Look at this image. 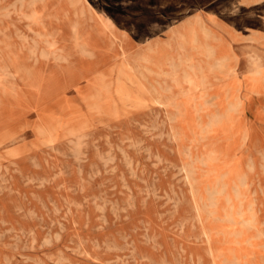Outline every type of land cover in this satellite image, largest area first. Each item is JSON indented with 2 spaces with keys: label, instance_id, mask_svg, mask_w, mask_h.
<instances>
[{
  "label": "rangeland",
  "instance_id": "1",
  "mask_svg": "<svg viewBox=\"0 0 264 264\" xmlns=\"http://www.w3.org/2000/svg\"><path fill=\"white\" fill-rule=\"evenodd\" d=\"M262 13V0H0V138L21 132L18 156L0 148V264H215L208 228L217 264H264V93L246 86L264 67ZM94 79L101 101H86ZM232 85L239 108L212 126ZM67 97L45 128H83L81 143L35 141L36 109L61 115ZM154 100L194 113L176 124ZM187 165L209 188L244 177L247 200L202 223Z\"/></svg>",
  "mask_w": 264,
  "mask_h": 264
},
{
  "label": "bare ground",
  "instance_id": "2",
  "mask_svg": "<svg viewBox=\"0 0 264 264\" xmlns=\"http://www.w3.org/2000/svg\"><path fill=\"white\" fill-rule=\"evenodd\" d=\"M19 1V0H18ZM32 1V0H31ZM17 2V1H16ZM22 3V2H21ZM126 3V2H124ZM23 4V3H22ZM21 4V5H22ZM28 4V3H27ZM19 5V4H18ZM163 5V4H162ZM141 6V4H140ZM15 7V6H12ZM9 8V7H8ZM7 8V10H8ZM14 9V8H13ZM82 9V8H81ZM3 11V10H2ZM4 12V11H3ZM83 12V11H82ZM8 17H6L7 19ZM9 19V18H8ZM38 21V20H37ZM111 24V23H110ZM172 24V23H171ZM108 28V27H107ZM109 29V28H108ZM21 40V39H20ZM27 40V39H26ZM33 43V42H32ZM35 46V44H34ZM37 46V45H36ZM38 47V46H37ZM150 50V49H149ZM92 55V54H91ZM89 56V55H87ZM90 57V56H89ZM253 66H255V71H253L252 76L249 78V82L247 83V87L250 89L251 92L253 93H264V67L261 63V61H255L253 62ZM11 77V76H10ZM98 84L97 80H91L89 81V83L82 88H78L77 92L79 93V95L83 97H85L86 101H93V102H98L101 101L99 99V96L96 95V90H98V87H96ZM190 89H196V87L194 85H191ZM189 89V90H190ZM3 91V90H2ZM85 91V94H83ZM100 92V91H99ZM238 90L237 87L234 85L230 86L226 91L225 94L221 100L220 103V109H221V114L216 116V119L214 121H212L210 124L212 126H219L223 123L224 119L228 118L229 115H231L232 113H235L238 108H239V100H238V94H237ZM3 93V92H2ZM1 93V94H2ZM205 96V95H204ZM200 98V97H199ZM63 102L61 103L62 108V114H52L49 112V114H47V107L45 108H41L40 110H38L39 108L36 109L35 111V116L37 118V124L33 126V135L35 136V141L38 140H42L43 142H46V144H53L54 142L59 141L60 139H64L67 138L68 142L71 143L74 148L77 147L80 143L81 140L79 139H73L74 135L78 132H82L83 128H74V129H69L68 133L66 135H64L63 137H60L59 134L57 135H52L50 133H48V131L45 128V123L49 120V119H55V120H59L60 122V116H63V113L65 111L68 110L69 106L71 105V100L69 97L67 98H63L62 99ZM192 100V99H191ZM194 100V99H193ZM154 105H158V106H165L166 109H169L168 111H172L173 114V120L175 121L174 123L177 124V122L181 121V124L183 122V118H185L186 116H190L194 113L192 107H194V102L190 101V100H184V101H169V102H164V101H160V100H154L153 101ZM140 106L145 107L146 105L144 104V102H142L140 104ZM201 109V108H200ZM150 111V110H149ZM158 111V109H157ZM198 112H200L198 110ZM158 113V112H157ZM169 115V114H168ZM156 117V116H155ZM197 118V117H196ZM195 118V119H196ZM166 120V119H165ZM172 120V119H171ZM172 120V121H173ZM197 120V119H196ZM67 121V120H66ZM65 122H62V125ZM132 121V120H131ZM156 121V120H155ZM210 122V121H209ZM165 123V122H164ZM173 123V124H174ZM147 124V123H146ZM163 124V123H162ZM196 124V123H195ZM127 126V125H126ZM137 126V125H136ZM158 126V125H157ZM198 126V125H197ZM191 127V123L189 122L187 124V129L189 130V128ZM200 127V126H199ZM144 128V127H143ZM147 129V128H146ZM149 129V128H148ZM178 129V128H177ZM159 131V130H158ZM166 131V130H165ZM204 131V130H203ZM162 132V131H161ZM171 132V131H169ZM191 132V131H190ZM192 133V132H191ZM110 134V133H109ZM161 134V133H160ZM167 134V133H166ZM170 134V133H169ZM21 132L19 133V131L17 132H11L8 133L6 135H3L0 138V148L1 150L3 148H7L8 149V153H7V157L8 158H14L16 156H18L21 152V147H20V138H21ZM172 135V134H171ZM104 136V135H103ZM148 136V135H147ZM166 136V135H165ZM169 136V135H168ZM194 136V135H193ZM125 137V136H124ZM178 137V136H177ZM198 137V136H197ZM126 138V137H125ZM169 139V138H168ZM199 139V138H198ZM106 140V139H105ZM117 140V139H116ZM178 140V139H177ZM166 142V141H165ZM179 142V141H178ZM122 143V142H121ZM143 144V143H142ZM122 146V145H120ZM139 146V145H138ZM115 147V146H114ZM128 147V146H127ZM134 147V145H133ZM164 147V146H163ZM166 148V147H165ZM183 148V147H181ZM69 149V148H68ZM110 149V148H109ZM138 150V149H137ZM75 151V150H74ZM110 151V150H109ZM140 151V150H139ZM148 151V150H147ZM189 151V149H188ZM76 152V151H75ZM141 152V151H140ZM143 152V151H142ZM145 152V151H144ZM185 152V151H184ZM53 153V152H52ZM74 153V152H73ZM78 153V152H77ZM139 153V152H138ZM64 154V153H63ZM145 154V153H144ZM170 154V153H169ZM182 154V153H181ZM65 155V154H64ZM77 155V154H76ZM106 155V154H105ZM127 155V154H126ZM149 155V154H148ZM63 156V155H62ZM118 156V155H117ZM261 156V155H260ZM49 157V156H48ZM61 157V156H60ZM77 157V156H76ZM124 157V156H123ZM65 158V156H64ZM71 158V156H70ZM108 158V157H107ZM187 158V157H186ZM208 158V157H207ZM67 159V158H66ZM72 159V158H71ZM102 159V158H101ZM113 159V158H112ZM124 159V158H123ZM128 159V157H127ZM197 159V158H196ZM36 160V159H35ZM76 160V159H75ZM130 160V159H129ZM150 160V158H149ZM198 160V159H197ZM67 161V160H66ZM77 161V160H76ZM125 161V160H124ZM123 161V162H124ZM143 161V160H142ZM165 161V160H164ZM189 161V160H188ZM34 162V161H33ZM72 162V161H71ZM127 162V161H126ZM76 163V162H75ZM128 163V162H127ZM159 163V162H158ZM191 163V162H190ZM249 163V162H248ZM66 164V163H65ZM122 164V162L120 163ZM168 164V163H167ZM199 164V163H198ZM11 165V164H10ZM35 165V164H34ZM157 165V164H156ZM36 166V165H35ZM121 166V165H120ZM137 166V164H136ZM139 166V165H138ZM196 166V165H195ZM69 167V166H68ZM72 167V165L70 166ZM142 167V166H141ZM157 167V166H156ZM192 167V166H191ZM33 168V167H32ZM150 169V168H149ZM167 169V168H166ZM249 169V168H247ZM252 169V168H251ZM4 170V169H3ZM52 170V169H51ZM66 170V168H65ZM111 170V169H110ZM124 170H126L124 168ZM185 170L187 172V179L188 182L190 184V188H191V195L193 198V204L195 207V210L198 214V217L200 219V221L202 223L207 222L209 223L212 219H213V215H214V208L218 205L221 204V202L223 203H227V204H231L234 207L236 205L239 204H243L248 196H247V190H246V179L242 176L239 175H234L233 181L231 184L224 186L223 184H218L215 187H207L206 185H201L200 183H198L196 177L194 176V172L193 170L187 165L185 167ZM142 171V170H141ZM182 171V170H181ZM12 172V171H11ZM65 172V171H64ZM79 172V171H78ZM130 172V171H129ZM253 172V171H252ZM120 173V172H119ZM127 173V171H126ZM136 173V172H135ZM178 173V171H177ZM17 174V173H15ZM148 174V173H147ZM181 174V173H179ZM178 174V175H179ZM3 175V174H2ZM122 176V175H121ZM131 176V175H130ZM162 176V175H161ZM201 176V175H200ZM20 177V176H19ZM32 177V176H31ZM88 177V176H87ZM124 177V176H123ZM175 177V176H174ZM10 178V177H9ZM80 178V177H79ZM185 178V177H184ZM3 179V178H2ZM138 179V178H137ZM6 180V179H5ZM49 180V179H48ZM47 180V181H48ZM122 180V179H121ZM134 180V179H133ZM172 180V179H171ZM181 180V179H180ZM197 180V181H196ZM2 181V180H1ZM44 181V180H43ZM90 181V180H89ZM100 181V179H99ZM139 181V180H138ZM148 181V180H147ZM155 181V180H154ZM151 182V181H150ZM153 182V181H152ZM218 182V180H217ZM42 183V182H41ZM120 183V182H119ZM122 183V182H121ZM178 183V181H177ZM82 184V183H81ZM125 184V183H124ZM132 184V183H131ZM157 184V183H156ZM185 184V183H184ZM24 185V184H23ZM153 185V184H152ZM178 185V184H177ZM183 185V184H182ZM228 186V187H227ZM27 187V185H26ZM81 187V186H80ZM102 188V187H101ZM122 188V187H121ZM154 188V187H153ZM186 188V186H185ZM258 188V187H257ZM1 190V189H0ZM3 190V189H2ZM70 190V189H69ZM80 190V189H79ZM103 190V189H102ZM109 190V189H108ZM99 191V190H98ZM153 191V190H152ZM65 192V191H64ZM72 192V191H71ZM80 192V191H79ZM104 192V191H103ZM172 192V191H171ZM173 193V192H172ZM181 194V193H180ZM31 195V194H30ZM72 195V194H71ZM75 195V194H74ZM99 195V194H98ZM148 195V194H147ZM19 196V195H18ZM105 196V195H104ZM247 196V197H246ZM106 197V196H105ZM101 198V197H100ZM167 198V197H166ZM24 199V198H23ZM22 199V200H23ZM50 199V198H49ZM48 199V200H49ZM91 199V198H90ZM95 199V198H94ZM102 199V198H101ZM153 199V198H152ZM163 199V198H162ZM99 200V199H97ZM130 200V199H129ZM134 200V199H133ZM182 200V199H181ZM103 201V200H102ZM155 201V200H154ZM161 201V200H160ZM172 201V200H171ZM178 201V200H177ZM106 202V201H105ZM110 202V201H108ZM116 202V201H115ZM123 202V201H122ZM131 202V201H130ZM38 203V202H37ZM50 203V202H49ZM66 203V202H65ZM94 203V202H93ZM132 203V202H131ZM106 204V203H105ZM115 204V203H114ZM113 204V205H114ZM126 204V203H125ZM175 204V202H174ZM177 204V203H176ZM51 205V204H50ZM93 205V204H92ZM108 205V204H107ZM112 205V204H111ZM112 205V206H113ZM116 205V204H115ZM53 206V205H52ZM70 206V205H68ZM103 206V205H102ZM44 207V206H43ZM175 207V206H174ZM18 208V207H17ZM78 208V207H77ZM105 208V207H104ZM53 209V208H52ZM51 209V210H52ZM163 209V208H162ZM55 210V208H54ZM96 210V209H95ZM193 210V209H192ZM113 211V210H112ZM121 211V210H120ZM19 212V211H18ZM101 212V211H99ZM174 212V211H172ZM176 212V210H175ZM49 213V212H48ZM56 213V212H55ZM59 213V212H58ZM111 213V212H110ZM113 213V212H112ZM13 214V213H12ZM176 214V213H175ZM46 215V214H45ZM53 215V214H52ZM162 215V214H161ZM25 216V215H24ZM137 216V215H136ZM165 216V215H164ZM172 216V215H171ZM119 217V216H118ZM162 217V216H161ZM21 218V217H20ZM24 218V217H23ZM22 218V219H23ZM26 218V217H25ZM87 218V217H86ZM173 218V216H172ZM38 219V218H37ZM98 219V218H97ZM100 219V218H99ZM104 219V218H103ZM102 219V220H103ZM115 219V218H114ZM133 219V218H132ZM39 220V219H38ZM197 220V219H196ZM100 221V220H99ZM104 221V220H103ZM102 221V222H103ZM41 223V221H39ZM53 222V221H52ZM142 222V221H141ZM140 222V223H141ZM230 222V221H229ZM228 222V223H229ZM58 223V222H57ZM3 224V223H1ZM125 224V223H124ZM242 224V223H241ZM52 225V224H51ZM58 225V224H57ZM84 226V225H83ZM118 226V225H117ZM163 226V225H162ZM165 226V225H164ZM180 226V225H179ZM2 227V226H1ZM60 227V226H59ZM210 227V226H209ZM20 228V227H19ZM40 228V226H39ZM198 228V227H197ZM101 229V228H100ZM99 229V230H100ZM114 229V228H113ZM255 229V228H254ZM75 230V229H74ZM97 230V229H96ZM49 231V230H48ZM83 231V230H82ZM101 231V230H100ZM99 231V232H100ZM198 231V229H197ZM24 232V231H22ZM31 232V231H30ZM102 232V231H101ZM196 232V231H195ZM202 232V231H201ZM9 233V232H8ZM67 233V232H66ZM186 233V232H185ZM192 233V232H191ZM194 233V232H193ZM258 233V232H257ZM3 234V233H2ZM28 234V233H27ZM91 234V233H90ZM146 234V233H145ZM188 234V233H187ZM50 235V234H49ZM144 235V233H143ZM203 235L205 236V238L207 239V241L209 242V246H210V254L213 256V258L216 260L215 264H217V260H219V258H221L222 253L220 251L216 250V247L221 243V235L220 232L217 231V229L215 230L214 228L210 229H204L203 231ZM54 236V235H53ZM120 236V235H119ZM146 236V235H145ZM258 236V234H257ZM1 237V236H0ZM8 237V236H7ZM121 237V236H120ZM2 238V237H1ZM143 238V237H142ZM122 239V238H121ZM152 239V238H151ZM147 240V239H146ZM196 240V239H195ZM18 242V241H17ZM33 242V241H32ZM84 243V242H83ZM86 243V242H85ZM238 243V242H237ZM28 244V243H27ZM72 244V243H71ZM141 244V243H140ZM188 244V243H187ZM126 245V244H125ZM93 246V245H92ZM107 246V245H106ZM109 246V245H108ZM114 246V245H113ZM79 247V245H78ZM123 247V246H122ZM128 247V246H127ZM108 248V247H107ZM258 248V247H257ZM78 249V248H77ZM111 249V248H110ZM121 249V248H120ZM99 250V249H98ZM119 250V249H118ZM73 251V250H72ZM109 251V250H108ZM114 251V250H113ZM180 251V250H179ZM133 252V251H132ZM134 253V252H133ZM184 253V252H183ZM132 256V255H131ZM141 257V256H140ZM47 258V257H46ZM129 258V257H126ZM179 258V257H178ZM39 259V258H38ZM32 260V259H30ZM147 260V259H146ZM28 261V260H27ZM122 261V260H121ZM34 262V261H32ZM41 262V261H40ZM114 262V261H113ZM117 262V261H116ZM192 262V261H191ZM122 263V262H121ZM126 263V262H125ZM133 263V262H132ZM221 263V262H220ZM57 264V263H56ZM116 264V263H115ZM151 264V263H150ZM180 264V263H179Z\"/></svg>",
  "mask_w": 264,
  "mask_h": 264
},
{
  "label": "crops",
  "instance_id": "3",
  "mask_svg": "<svg viewBox=\"0 0 264 264\" xmlns=\"http://www.w3.org/2000/svg\"><path fill=\"white\" fill-rule=\"evenodd\" d=\"M248 1H250V0H248ZM262 1H263V3H264V0H262ZM255 7H257V6H255ZM255 9H256V8H255ZM255 9H254V10H255ZM262 9H263V8H262ZM255 11H256V10H255ZM256 13H257V12H256ZM256 13H255V14H256ZM256 15H257V14H256ZM256 15H255V20H257L256 18H257V16H258V15H257V16H256ZM262 15L264 16V13H262L261 16H262Z\"/></svg>",
  "mask_w": 264,
  "mask_h": 264
}]
</instances>
